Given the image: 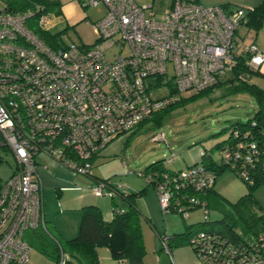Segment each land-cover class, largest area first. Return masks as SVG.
<instances>
[{
    "label": "built area",
    "instance_id": "built-area-1",
    "mask_svg": "<svg viewBox=\"0 0 264 264\" xmlns=\"http://www.w3.org/2000/svg\"><path fill=\"white\" fill-rule=\"evenodd\" d=\"M25 2L23 11L0 8V146L15 160L0 184V264H28L31 245L25 234L45 230L39 154L89 176L93 159L119 134L180 97L231 78L240 63L247 70L234 82L249 81L250 72L264 63L254 38L246 30L239 33L247 28L249 10L244 7L173 0L167 11L156 15L151 4L136 0H88L87 5L105 7L92 23L94 42L52 48L33 31L51 26L45 4ZM163 85L170 91L162 96L157 92ZM237 147L225 156L233 166L238 162L240 173L248 177L259 143L239 141ZM142 176L153 182L163 214L174 211L187 218L199 208L207 217L205 200L187 192L213 184L212 172L201 163L163 173L160 179ZM95 182V195L127 194L124 186L110 180ZM123 212L111 209L112 215ZM159 239L168 251L166 238ZM188 244L203 264H264V227L238 236L193 231ZM63 263L61 256L58 264Z\"/></svg>",
    "mask_w": 264,
    "mask_h": 264
},
{
    "label": "rangeland",
    "instance_id": "rangeland-1",
    "mask_svg": "<svg viewBox=\"0 0 264 264\" xmlns=\"http://www.w3.org/2000/svg\"><path fill=\"white\" fill-rule=\"evenodd\" d=\"M87 1L59 0L61 12L56 14L49 11V31L56 36L60 45H90L94 42L92 23L104 14L105 7L102 3L87 5ZM252 1L255 6L262 0ZM136 2L139 5L151 4L156 15H159L167 10L171 0ZM252 5L243 7L249 9ZM4 6L5 1L0 0V8ZM245 30L250 35L256 34L253 29L245 27H241L239 33ZM255 76L252 82L264 87V82ZM228 77L229 75L223 77L221 84L168 109L167 112H154L132 131L121 133L112 139L92 161L90 176L79 174L54 158L39 154L36 157L37 173L48 203L53 207L55 204L65 207L76 203V196L83 195L87 198L93 196V201L98 203L96 205L105 207L107 213L114 207L122 208L126 205L120 195L113 198L95 195L91 191V187L96 184L93 177L109 179L115 184H120L124 186L126 193L144 189L142 195L136 199V202L139 201L138 208L141 209V233L145 247L143 264H203L191 249L186 237L179 246L172 247L168 255L165 249L161 248L155 232L160 235L182 233L186 229L185 224L219 220L221 215L218 210L208 207L207 217L199 208L189 211L187 218L177 212L163 214L154 188L147 184L141 173L146 166L157 160H163L164 165L171 170L184 168L192 163L200 148L208 151L217 165L221 163V151L215 145L228 139L235 121H246L255 111L253 96L235 84L226 83ZM169 91L170 88L163 85L157 94L163 96ZM157 135L159 137H156ZM14 166L13 154L0 146V184L10 176ZM214 188L230 202L236 201L246 192L243 181L229 168L223 169L217 175ZM253 197L258 211L264 213V183L254 188ZM146 216L151 219L152 228L145 219ZM28 264L55 263L31 245Z\"/></svg>",
    "mask_w": 264,
    "mask_h": 264
},
{
    "label": "trees",
    "instance_id": "trees-1",
    "mask_svg": "<svg viewBox=\"0 0 264 264\" xmlns=\"http://www.w3.org/2000/svg\"><path fill=\"white\" fill-rule=\"evenodd\" d=\"M4 1L5 9L10 12L23 11L28 6L25 0ZM39 1L45 4L48 11H54L56 14L61 12L59 0ZM219 6L226 9L229 7V4H220ZM248 10L246 27L249 30L253 29L257 32L264 25V0ZM33 31L52 48L59 46L56 36L50 33L49 30L34 28ZM250 37L253 38V35H250ZM244 70L247 69L240 63L239 67L233 71V76L227 78L225 82L229 85L235 84L236 87L248 91L253 96L255 101L254 114L246 121H235L232 124V130L228 139L215 145L221 151V163L219 165L213 161L208 151L202 149L200 160L194 163H201L206 169L212 172L214 177L213 184L209 188L202 189L198 192H195L193 189H188L189 191H187L188 195H194L200 200H205L207 207L218 210L221 218L215 221L185 224L186 229L182 233L162 234L159 237L163 236L166 238V245L169 252H171L172 247L179 246L185 237L188 242V236L193 231L213 230L225 236H238L240 234H254L260 228L264 227V213L258 211V205L253 197L254 188L264 183V87H260L250 81L234 82L237 78L236 75ZM255 75H259L258 70L250 72V78ZM221 83L222 81H219L209 89ZM209 89L204 90L203 93ZM201 94L202 92L170 103L161 108L160 111L167 112L168 109H172L186 100L193 99ZM251 139L259 143L260 152L254 167L250 168L248 166V177H246L240 173V165L238 162L236 166H233L231 160H227L225 153H234L239 149L237 147L239 141H244L245 143V141L247 142ZM184 168L171 170L164 165L163 160H157L146 166L142 175L155 174L156 178L160 179L163 173L172 174ZM225 168L234 171L246 186V192L234 202L225 199L214 188L215 178ZM94 179L96 180L97 178L95 177ZM148 184L154 188L153 182ZM143 191L144 189H141L124 195L123 199L126 202L124 212L114 214L110 219L103 218L97 206H84L82 208L77 235L71 239H63L57 236L51 225L47 222H45V230L36 228L27 231L25 239L41 253L54 260L55 264L59 263L61 256L64 260L63 264H99L97 248L101 246L107 247L110 256L117 261L126 259L128 264H143L142 257L145 253V248L141 233L140 212L135 205L136 197L141 196ZM179 194L177 193V195Z\"/></svg>",
    "mask_w": 264,
    "mask_h": 264
},
{
    "label": "crops",
    "instance_id": "crops-1",
    "mask_svg": "<svg viewBox=\"0 0 264 264\" xmlns=\"http://www.w3.org/2000/svg\"><path fill=\"white\" fill-rule=\"evenodd\" d=\"M172 1L173 0H171L169 5L167 6V10L170 8ZM196 1L198 3L204 5V6L220 5V4H224V3H230L229 7L227 9H232L233 7H236V6H239V7L251 6L252 2H253L252 0H196ZM261 28L262 29L257 31L256 34L253 36V38H254L255 43L257 44L258 48L260 49V51L262 53H264V26H262ZM258 72H259V75H256L255 77H257L259 80L264 82V63H262L260 65ZM253 78H254V76H251L249 81L252 82ZM252 83H254V82H252ZM201 153H202V148H200V150H198V153L196 154V156L193 157L192 163L200 160ZM94 178L95 177H93V181H95ZM43 193H44V191L42 188V196H43V203H44L43 209H44L45 222L49 223L51 225V227L53 228L55 234H57V236H60L63 239H71L77 235L79 222H80V218H81V213H82V208L86 205L97 206L98 209L100 210L103 218H105V219H110L112 217L111 211H108V213H107L106 212L107 209L105 207H100L99 205H96L97 202L93 201V199H92L93 196H90V198H87V197H84L83 195H78V196H76L78 199L77 202L72 204V205H69V206L67 205L65 207H59V206H57V204H55L56 206L53 207L52 205H50L48 203V199L46 198V195ZM138 197L139 196H137L136 199ZM136 199H135V205H136L137 209L139 210V212L141 213V209L138 208L139 201L136 202ZM122 208H125V206ZM145 219L150 223L151 228H152V223H151V219L149 218V216H146ZM141 227H142V225H141ZM141 232H142V230H141ZM170 234H173V232ZM155 235L157 236L158 239H159V236H161L157 232H155ZM159 241H160V239H159ZM143 244H144V242H143ZM160 246H161V244H160ZM161 248H163V247L161 246ZM163 249H165V248H163ZM165 251H166V249H165ZM166 252L168 255L170 254V252H168V251H166ZM97 255H98V259H99V264H128L126 259H123L120 261L113 259L109 254L108 248L104 247V246L97 248ZM142 261H143V257H142Z\"/></svg>",
    "mask_w": 264,
    "mask_h": 264
}]
</instances>
